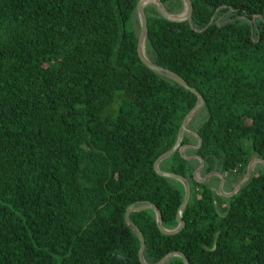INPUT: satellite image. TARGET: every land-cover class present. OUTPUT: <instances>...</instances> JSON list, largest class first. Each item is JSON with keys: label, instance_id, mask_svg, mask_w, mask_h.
I'll return each mask as SVG.
<instances>
[{"label": "trees", "instance_id": "1", "mask_svg": "<svg viewBox=\"0 0 264 264\" xmlns=\"http://www.w3.org/2000/svg\"><path fill=\"white\" fill-rule=\"evenodd\" d=\"M138 1L0 0V264H142L127 208L153 202L178 225L185 187L154 163L198 96L139 57ZM192 2L201 31L146 5V52L204 96L188 124L203 142L186 133L184 152L230 192L264 159V0ZM200 163L180 151L161 163L191 181L180 232L163 233L154 209L131 213L146 260L264 264V164L226 196L220 176L195 178Z\"/></svg>", "mask_w": 264, "mask_h": 264}, {"label": "water", "instance_id": "2", "mask_svg": "<svg viewBox=\"0 0 264 264\" xmlns=\"http://www.w3.org/2000/svg\"><path fill=\"white\" fill-rule=\"evenodd\" d=\"M151 2L155 3L157 5V8H158L159 12L161 13V15L164 16L165 18H167L168 20L177 21V22H182V21L188 20L190 22V24L192 25V27L198 31H201V30L205 29L206 27L203 29H198L194 26V24H193V9H194V7H193L192 0H183L184 10L182 12H178V13L170 11L163 0H139L138 1L137 10H138V15H139V19H140V34H139V42H138L139 57L145 63V65H147L152 70L171 77L172 79L176 80L177 82H179L180 84H182L186 88L193 91L195 94H197L198 101L195 104V106L186 114V116L182 122L180 131H179V136H178L176 143L170 149L166 150L160 156H158V158L156 159V161L154 163V168H155L157 173H159L160 175H163V176L175 178V179L181 181L185 187V197H184V200L181 203V205L178 209V213H177L178 225L174 228L166 227L164 225L163 214H162L161 209L158 207V205H156L153 202H145V203H141V204L130 205L126 210L125 219H126L128 225L138 234V236L140 238L141 248H140L139 256H140V260H141L142 264H166L172 257H174L176 255L181 256L183 258L185 264H190V260L187 257V255L180 250H174V251L169 252L168 254H166L163 258H161L157 262H154V263L148 262L145 258L146 240H145L144 233L141 230V228L136 224V222H134L133 219L131 218V213L133 211H142V210H146V209H154L156 212L157 224L163 233H165V234H176V233L180 232L185 227L186 222L183 218V215H184V211H185L186 207L188 206L189 201L191 199V194H192L191 181L188 177H186L180 173L163 169L161 167L162 161H164L166 158L170 157L176 151H180L181 154L186 158L199 157L201 160V163L197 167V169L195 170V173H194L195 178L199 181L205 182L208 180V178L211 175H218L221 177V182L219 185L220 190L223 192L224 195L232 196V195L236 194L240 190V188L250 179V177L253 173L255 164L258 162H262L264 164V159L260 158V157L253 158L248 164L246 176L230 192H227L224 189V184H225L226 178H225V175L223 173H221L219 171H212V172H210L204 176H201V170L204 167L203 157L197 156V155H187L184 151H185V148L189 144H184L183 141H184L186 133H193L199 137V143L196 145H189V146L198 148L202 144V142H203L202 138L199 136V134L197 132H195L194 130L189 128L188 124L193 119V117L199 112V110L203 107V105L205 103V98L197 88H195L194 86H191L188 83V81L183 76H181L179 73H177V72H175V71H173L167 67H164L160 64L155 63L148 56V54L146 52V39H147V35H148V17H147V13H146L145 8H146V5L151 3ZM213 19L214 18H212L211 21Z\"/></svg>", "mask_w": 264, "mask_h": 264}, {"label": "rangeland", "instance_id": "3", "mask_svg": "<svg viewBox=\"0 0 264 264\" xmlns=\"http://www.w3.org/2000/svg\"><path fill=\"white\" fill-rule=\"evenodd\" d=\"M201 176H202V175H201ZM213 176H215V175H211V176L208 178V180H211V179L213 178ZM208 180H207V181H208ZM219 185H220V184H219ZM219 185L217 186L216 190H217L219 193L223 194V192L220 190Z\"/></svg>", "mask_w": 264, "mask_h": 264}, {"label": "flooded vegetation", "instance_id": "4", "mask_svg": "<svg viewBox=\"0 0 264 264\" xmlns=\"http://www.w3.org/2000/svg\"><path fill=\"white\" fill-rule=\"evenodd\" d=\"M230 11H231V9H230ZM226 15H227V14L220 16L219 19H223ZM226 21H227V20H226Z\"/></svg>", "mask_w": 264, "mask_h": 264}]
</instances>
